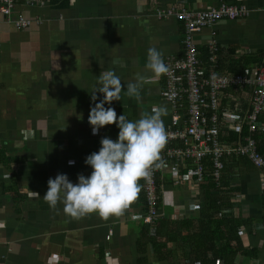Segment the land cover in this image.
Masks as SVG:
<instances>
[{"label":"crops","instance_id":"0c3cea01","mask_svg":"<svg viewBox=\"0 0 264 264\" xmlns=\"http://www.w3.org/2000/svg\"><path fill=\"white\" fill-rule=\"evenodd\" d=\"M221 3L243 5L248 15L204 29L198 46L215 37L225 51L236 52L234 60L264 52V0H50L44 7L15 8L14 15L34 21L26 29L0 15V264H186L168 243V219L197 216L202 185L194 192L173 185L169 174L160 178L161 218L154 225L143 221L142 187L126 208L106 217H72L62 202L53 208L42 197L58 173L73 182L89 175L86 156L99 150L102 137L117 138L115 124L93 134L88 120L102 70L114 69L125 84L143 78L139 99L122 89L120 100L111 102L117 116L138 119L160 104L167 107L165 127L171 123V105L161 96L163 74L153 77L147 52L156 47L164 59L181 56L184 30L175 18L159 19L156 10ZM231 187L238 189L231 194L239 203L235 213L248 221L242 245L257 251L255 258L238 255L235 264H264L260 173L236 176Z\"/></svg>","mask_w":264,"mask_h":264},{"label":"built area","instance_id":"2783aa9c","mask_svg":"<svg viewBox=\"0 0 264 264\" xmlns=\"http://www.w3.org/2000/svg\"><path fill=\"white\" fill-rule=\"evenodd\" d=\"M49 4L50 0H0V15L16 28L26 29L34 21L22 14L14 15L15 8ZM155 15L159 19L175 18L182 23L184 32L181 56L164 59L169 70L163 74L161 96L172 109L171 123L166 127L167 142L149 175L141 179L146 204L143 221L148 225H154L161 218L159 179L166 174L173 185L195 192L204 184L206 175H211L220 185L224 158L240 156L250 160L264 184V156L259 153L256 141L247 136H241L236 142L221 141L219 137L220 131L227 132L231 128L241 133L243 124H247L251 132L263 125L259 116L264 113V66L248 73H218L221 47L213 37L205 43L209 55L205 69L196 41L204 29L222 20L245 18L247 8L228 3L203 10L173 5L158 8ZM233 86L241 87L237 97L225 94ZM222 97L228 98V107L220 110ZM238 119L241 120L236 122Z\"/></svg>","mask_w":264,"mask_h":264},{"label":"clouds","instance_id":"9594fccd","mask_svg":"<svg viewBox=\"0 0 264 264\" xmlns=\"http://www.w3.org/2000/svg\"><path fill=\"white\" fill-rule=\"evenodd\" d=\"M146 67L154 78L168 72L162 50L148 49ZM142 79L122 83L121 77L110 68L97 76L89 124L93 134L105 125L115 124L119 129L117 138L102 137L99 150L86 156L85 164L92 169L89 175L79 174L77 182L71 181L66 173L48 179V188L42 198L50 207L55 208L62 202L64 212L72 217L89 213L106 217L120 213L137 198L142 187L140 180L149 175L167 142L168 133L162 118L167 107L154 104L140 118L129 119L124 113L117 116L111 102L120 100L122 89H126L128 96L139 99ZM97 92L103 94L102 98L97 99Z\"/></svg>","mask_w":264,"mask_h":264},{"label":"trees","instance_id":"16d2710c","mask_svg":"<svg viewBox=\"0 0 264 264\" xmlns=\"http://www.w3.org/2000/svg\"><path fill=\"white\" fill-rule=\"evenodd\" d=\"M220 47L218 73L225 75L248 73L255 68L264 66V52L243 55L238 60H234L232 56L236 52L225 51L221 45ZM198 53L202 67L207 69L209 55L206 47L198 46ZM246 90L250 92L248 87ZM241 91V87L233 86L226 90L225 94L237 97ZM227 99V97H222L220 110L228 107ZM259 119L263 125L256 131L251 132L249 126L243 124L239 134L232 128L227 132L220 131V140L236 142L241 136L251 137L256 141L259 153L264 156V113L259 116ZM240 120L238 119L236 122ZM255 169L247 157L224 158L220 185L213 180L211 175L205 176L202 185L203 203L197 216L177 221L168 219V243H175L174 249H176L178 257L183 259L186 264H235L238 255L251 258L257 256L255 249H246L242 245L240 231L248 224V221L235 213L239 203L231 201V194L238 191L237 188L231 187L232 181L236 176L246 175ZM262 198L264 202V195ZM157 234L161 235L162 233L158 231ZM172 252V250H168V255L172 256Z\"/></svg>","mask_w":264,"mask_h":264}]
</instances>
